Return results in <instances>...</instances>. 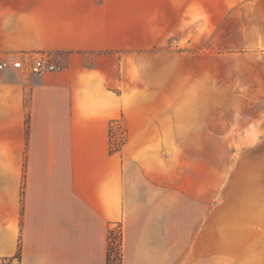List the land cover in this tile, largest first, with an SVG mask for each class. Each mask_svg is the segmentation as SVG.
Masks as SVG:
<instances>
[{"label": "crops", "instance_id": "obj_1", "mask_svg": "<svg viewBox=\"0 0 264 264\" xmlns=\"http://www.w3.org/2000/svg\"><path fill=\"white\" fill-rule=\"evenodd\" d=\"M126 3L0 0V62L24 65L0 70V262L110 264L114 232L120 264H241L264 233V216L208 198L205 164L164 174L135 146L159 121L127 86L142 52L128 55ZM42 58L58 70L32 74Z\"/></svg>", "mask_w": 264, "mask_h": 264}, {"label": "rangeland", "instance_id": "obj_2", "mask_svg": "<svg viewBox=\"0 0 264 264\" xmlns=\"http://www.w3.org/2000/svg\"><path fill=\"white\" fill-rule=\"evenodd\" d=\"M126 4L128 55L142 52L137 65L134 54L128 58L127 86L144 100L139 115L159 121V137L136 139L135 146L143 158L153 148L164 174L170 162L205 164L209 199L264 216V0ZM134 18L141 21L136 34ZM116 130V148L134 142L123 125ZM237 257L264 264V233Z\"/></svg>", "mask_w": 264, "mask_h": 264}, {"label": "built area", "instance_id": "obj_3", "mask_svg": "<svg viewBox=\"0 0 264 264\" xmlns=\"http://www.w3.org/2000/svg\"><path fill=\"white\" fill-rule=\"evenodd\" d=\"M16 68L23 69L24 65L21 61L10 62V61H2L0 62V70L7 68ZM29 69L32 74H46L52 73L58 70V67L51 62L48 58L36 59L29 62ZM112 251L110 252L111 260L117 259L118 256L121 255V237L120 233H116L112 236Z\"/></svg>", "mask_w": 264, "mask_h": 264}, {"label": "trees", "instance_id": "obj_4", "mask_svg": "<svg viewBox=\"0 0 264 264\" xmlns=\"http://www.w3.org/2000/svg\"><path fill=\"white\" fill-rule=\"evenodd\" d=\"M113 235H115L114 232H112L111 235H110V245H109V263H110V264H111V261H112V260H111V257H110V252L112 251V247H113V246H112V236H113ZM120 237H121V234H120Z\"/></svg>", "mask_w": 264, "mask_h": 264}]
</instances>
